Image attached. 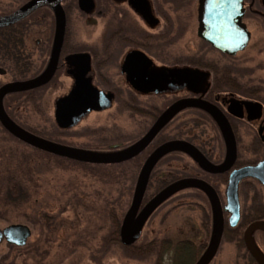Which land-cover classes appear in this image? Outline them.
Instances as JSON below:
<instances>
[{"label":"flooded vegetation","instance_id":"flooded-vegetation-1","mask_svg":"<svg viewBox=\"0 0 264 264\" xmlns=\"http://www.w3.org/2000/svg\"><path fill=\"white\" fill-rule=\"evenodd\" d=\"M9 1L0 0V5L9 6L0 11V16L13 13L29 0L15 6L6 4ZM198 5L199 0H62L65 32L53 76L36 88L4 95L5 113L21 129L49 142L88 152L112 153L129 148L143 138L177 102L194 100L210 104L225 117L231 129L235 141L232 166L223 173L212 174L197 165L189 154L175 151L160 159L154 170L170 169L176 178L168 184L184 178L207 182L224 207L230 174L264 162V92L257 84L245 80L247 76L238 67L234 58L243 51L230 55L199 37ZM243 7V20L247 15H257L259 26L264 30V14L258 11V3L243 0ZM193 22L197 23L195 34L202 43L193 53L186 54L187 51L180 50L179 40ZM54 31L55 18L49 6L0 28V69L3 71L0 88L35 79L46 70L51 60ZM213 53L219 59L212 58ZM189 71H198L203 78L186 75ZM97 93L106 102L105 106H83L75 110L70 125L58 122L61 102H69L73 110L80 105V96L92 94L98 103ZM94 115H109L110 119L104 124L90 123ZM68 116L67 112L64 119ZM0 129V162L18 171L11 183L17 186L21 180H27L32 184L35 159L46 160L52 154L19 140L1 123ZM171 141L191 144L214 165H221L226 159V143L215 119L205 109L193 106L177 112L146 149L124 164L132 167L139 162L140 169L153 150ZM25 167L28 173L20 175V168ZM187 192L203 203L202 206L198 203L201 231L187 225L176 229L169 225L149 229L145 225L131 245L143 250L140 258L152 264H195L200 258L212 229L211 205L206 195L196 188L182 189L155 212L173 202L179 206L180 196ZM237 195L239 220L231 226L229 214L223 213L224 230L209 264L215 263L224 246L234 250V256L229 257V262L222 261L224 264H259L246 248L244 233L250 224L264 222V187L254 178H245L238 185ZM173 209L163 215L162 224ZM32 233L31 230L24 246L5 241L1 244L14 247L17 253L25 252L30 257L28 264H60L66 259L64 247L52 255V248H46L45 241L29 243ZM252 240L264 257V231H254ZM194 248L200 249L198 254L192 252ZM26 261L22 264H27ZM0 264H6L1 257Z\"/></svg>","mask_w":264,"mask_h":264},{"label":"water","instance_id":"water-1","mask_svg":"<svg viewBox=\"0 0 264 264\" xmlns=\"http://www.w3.org/2000/svg\"><path fill=\"white\" fill-rule=\"evenodd\" d=\"M61 1L29 0L13 13L0 16V28L19 22L43 6H49L55 18L52 55L48 67L35 79L9 83L0 88V123L19 140L44 152L88 164L113 165L126 162L140 154L148 147L158 131L177 112L186 107L193 106H199L205 109L215 119L224 136L227 149L225 161L221 165H214L199 150L185 141H171L157 147L150 153L139 171L130 206L121 223L119 238L122 245H132L139 237L148 218L163 202L182 189L196 188L202 191L210 202L212 229L208 245L195 264H209L218 250L224 230L225 222L223 213L226 212L229 214L228 223L231 226H235L239 220L240 214L237 195L239 183L245 178H254L264 187V162H260L255 166H246L234 170L230 174L226 188V204L224 207H222L214 189L207 182L196 178H184L174 181L156 193L142 207L141 205L152 170L160 159L171 152L180 151L189 154L197 165L212 174L223 173L232 166L235 161V141L227 120L214 106L194 100L179 101L162 114L143 138L129 148L112 153L88 152L49 142L21 129L5 113L2 106V98L4 95L36 88L48 82L53 76L65 32V14L61 6ZM243 14V0H199L198 35L221 52L232 55L238 51H242L250 39V34L246 26L242 23ZM1 73L3 71L0 69ZM186 75H190L192 78L195 76H202L203 78V75L198 71H189V73L186 72ZM98 95L100 96H98V103L96 98L94 100L92 94L90 96H80L81 103L77 108H73V110H71L72 107L69 102H61L57 110L58 122L63 126L70 125L76 115L75 110H81L83 106H94L96 108L105 106L106 102L100 94ZM67 112L69 116L67 119H64ZM257 230L264 231V222L259 221L250 224L244 233V242L253 258L259 264H264V257L252 240V233ZM30 235L31 231L27 225L11 224L0 229V243L2 240H5L10 245L24 246Z\"/></svg>","mask_w":264,"mask_h":264},{"label":"rangeland","instance_id":"rangeland-1","mask_svg":"<svg viewBox=\"0 0 264 264\" xmlns=\"http://www.w3.org/2000/svg\"><path fill=\"white\" fill-rule=\"evenodd\" d=\"M10 1L6 4H13L15 6V4L22 0ZM255 1L259 5L258 11L264 14L263 0ZM0 6V11L9 8L5 4ZM192 9L194 10L193 5ZM243 22L249 28L251 41L247 49L240 53L238 58L234 59H237L238 67L247 76L245 80L257 84L260 90L264 92V30L259 26L260 21L257 15H247ZM193 23L189 25L187 34L183 35L179 40L180 50L187 51L186 54L193 53V49L197 50L198 46L201 45L200 43H202L195 34L197 23ZM210 56L214 59H219L215 53L210 54ZM106 116L94 115L89 122L104 124L108 121V118L110 119L109 115ZM73 169L76 168L54 167L50 170L51 172H47L46 170L40 172L37 177V183L40 187L38 190L33 188V205L26 211V216L29 217H42L45 214L46 220L47 217L51 218V222L48 223L47 220L45 223L50 224L49 229L55 239L51 249L52 255L60 251L59 244L64 243V250L66 248L68 250L71 249L68 246L69 244H78L82 241L83 244L84 242L86 243V246L79 247L78 249L74 248L73 252L71 249L72 254L65 256L66 259L60 264H152L150 260H144L140 257L132 259L128 253L125 254L119 245H113V243L110 244V250L108 252L105 251L104 254L94 252L96 244L101 242L102 237L107 236L111 230V216H116L121 213L122 208L125 209L129 184L117 185L111 181L112 178L105 181L97 180L88 174L77 170L74 171ZM112 169L111 174L114 175L116 169ZM137 173L138 170L135 173V180ZM198 203L201 206L203 205L200 199L194 198L192 193L187 192L184 196H180L179 206H177V202H173V204L167 205L155 212L146 223L145 228L150 229L160 225H169L171 229H176L187 225L197 227V232L201 231ZM171 209L173 211L165 218L162 224L160 221L163 215H166V212ZM11 219L12 224H26L32 228L33 233L29 243L44 241L47 227H42L39 224L33 225L27 222L25 218L14 213ZM7 224L10 223L0 221V229L4 228ZM80 234H86V237L82 239ZM41 245L44 247V244ZM232 254L234 256V250L231 247L227 248L224 246L223 252L217 254L214 264L229 262ZM0 257H6L4 260L6 264H22L26 259V263H30V257L25 252L20 251V253H17L15 250H10L4 243L0 245ZM220 259L221 261L219 262ZM53 261L54 259L51 260V263Z\"/></svg>","mask_w":264,"mask_h":264},{"label":"trees","instance_id":"trees-1","mask_svg":"<svg viewBox=\"0 0 264 264\" xmlns=\"http://www.w3.org/2000/svg\"><path fill=\"white\" fill-rule=\"evenodd\" d=\"M149 152V151H148ZM146 153V155L148 154ZM44 157L36 158L35 159V168H34V182L29 183L27 180H21L17 186L13 185L11 183V180H13V177L17 174L18 171L13 170L11 167H8L4 162H0V221H5L7 223H11L12 215L13 213L15 215H19L20 217H23L27 220V222L40 226L47 227V233L45 235L44 241H45V247L52 248V245H47L46 242L54 243L55 239L53 235L51 234V230L49 229L51 222V218L47 217L48 223H45L46 215L43 214V216L39 217H29L26 216V211L33 205L32 203V189L35 188L38 190L40 185L37 183V177L39 176L40 172H43L46 170L49 172L52 168H69V167H75L76 169H73L74 171H81L84 174H88L92 177H94L97 180L105 181L107 179L112 178V182L116 183L117 185H125L129 184L128 187V196H127V203L125 206V209H121V213L118 215L111 216V230L109 231V234L107 236L102 237L101 242L96 244L95 253L98 254H104L105 251H109L111 247V243L116 244L117 246L121 247L123 251L128 253L129 257L134 259V257H140L142 256L143 250L140 249L138 246H131V247H122L119 242V228L122 216L124 212L126 211L131 196H132V188L134 185V180L136 176V172L139 169L140 165L139 162L136 166L129 167L127 164H120L116 166H94L89 165L85 163L75 162L71 160H67L64 158H60L57 156H48L47 159H43ZM43 163V164H42ZM46 165H45V164ZM113 168V169H112ZM111 169L115 170L114 175L111 174ZM19 171L20 175L21 173L27 174L28 168H20ZM51 172V171H50ZM110 172V173H109ZM163 173V174H162ZM27 177V176H26ZM219 178L220 176H212ZM176 177L174 175L172 176L170 169H164L162 171H157L155 169L150 177V181L147 187V191L144 197V201H147L150 197H152L155 193H157L160 189H162L165 185H167L169 182L174 180ZM34 183V184H33ZM36 190V192H37ZM77 202V201H76ZM75 203V202H74ZM106 209V208H105ZM115 217V218H114ZM209 227V224H208ZM80 237L84 239L86 237V234H80ZM81 241V240H78ZM72 252L74 248L79 247H85L86 243H78V244H69L68 245ZM59 247H64V244H59ZM66 248V247H65ZM10 250H14V247H9ZM71 249L66 248L67 255H71ZM76 249V250H77ZM200 251L199 248H194L193 253L198 254ZM6 257H1V259L5 260ZM136 259V258H135Z\"/></svg>","mask_w":264,"mask_h":264}]
</instances>
